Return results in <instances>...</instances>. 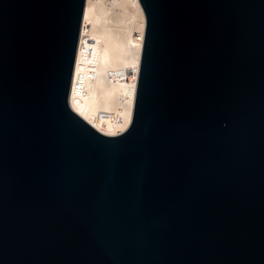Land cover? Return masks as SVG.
<instances>
[{"label": "water", "instance_id": "95a60500", "mask_svg": "<svg viewBox=\"0 0 264 264\" xmlns=\"http://www.w3.org/2000/svg\"><path fill=\"white\" fill-rule=\"evenodd\" d=\"M131 115L68 105L84 0H0V264H264V0H138Z\"/></svg>", "mask_w": 264, "mask_h": 264}, {"label": "bare ground", "instance_id": "6f19581e", "mask_svg": "<svg viewBox=\"0 0 264 264\" xmlns=\"http://www.w3.org/2000/svg\"><path fill=\"white\" fill-rule=\"evenodd\" d=\"M143 25L138 0H84L68 105L102 133L129 122Z\"/></svg>", "mask_w": 264, "mask_h": 264}]
</instances>
